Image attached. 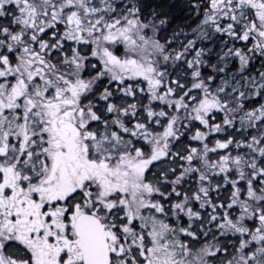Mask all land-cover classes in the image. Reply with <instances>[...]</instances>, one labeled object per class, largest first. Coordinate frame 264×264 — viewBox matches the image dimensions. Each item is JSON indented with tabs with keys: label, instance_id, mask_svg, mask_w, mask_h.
<instances>
[{
	"label": "snow or ice",
	"instance_id": "obj_1",
	"mask_svg": "<svg viewBox=\"0 0 264 264\" xmlns=\"http://www.w3.org/2000/svg\"><path fill=\"white\" fill-rule=\"evenodd\" d=\"M0 264H264V0H0Z\"/></svg>",
	"mask_w": 264,
	"mask_h": 264
}]
</instances>
